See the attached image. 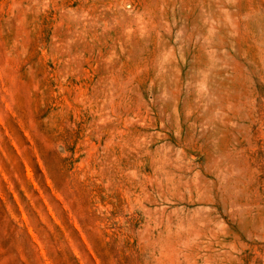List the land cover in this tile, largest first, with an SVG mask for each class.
<instances>
[{"label": "rangeland", "instance_id": "1", "mask_svg": "<svg viewBox=\"0 0 264 264\" xmlns=\"http://www.w3.org/2000/svg\"><path fill=\"white\" fill-rule=\"evenodd\" d=\"M0 264H264V0H0Z\"/></svg>", "mask_w": 264, "mask_h": 264}]
</instances>
